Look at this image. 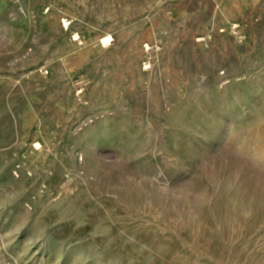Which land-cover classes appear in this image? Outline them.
Returning <instances> with one entry per match:
<instances>
[{
    "label": "rangeland",
    "instance_id": "374dc122",
    "mask_svg": "<svg viewBox=\"0 0 264 264\" xmlns=\"http://www.w3.org/2000/svg\"><path fill=\"white\" fill-rule=\"evenodd\" d=\"M0 264H264V0H0Z\"/></svg>",
    "mask_w": 264,
    "mask_h": 264
},
{
    "label": "crops",
    "instance_id": "0c3cea01",
    "mask_svg": "<svg viewBox=\"0 0 264 264\" xmlns=\"http://www.w3.org/2000/svg\"><path fill=\"white\" fill-rule=\"evenodd\" d=\"M47 5H48V3L44 6V8L45 7H47ZM18 35H19V33H18ZM17 36V33L15 34V37ZM13 38L12 39V41H11V45H10V47H9V50L8 51H10V52H16V51H20V50H24V49H22L20 46H22L23 47V45H24V41H18V37H16V38ZM3 44H6V42H5V40H4V42H3ZM43 44L47 47V50L49 49V40H45V41H43Z\"/></svg>",
    "mask_w": 264,
    "mask_h": 264
},
{
    "label": "built area",
    "instance_id": "2783aa9c",
    "mask_svg": "<svg viewBox=\"0 0 264 264\" xmlns=\"http://www.w3.org/2000/svg\"><path fill=\"white\" fill-rule=\"evenodd\" d=\"M77 39H80V38H77Z\"/></svg>",
    "mask_w": 264,
    "mask_h": 264
}]
</instances>
